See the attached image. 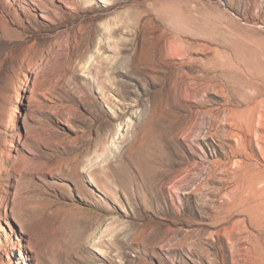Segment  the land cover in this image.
<instances>
[{"label":"rangeland","instance_id":"rangeland-1","mask_svg":"<svg viewBox=\"0 0 264 264\" xmlns=\"http://www.w3.org/2000/svg\"><path fill=\"white\" fill-rule=\"evenodd\" d=\"M101 1L0 0V264H264V0Z\"/></svg>","mask_w":264,"mask_h":264},{"label":"bare ground","instance_id":"bare-ground-1","mask_svg":"<svg viewBox=\"0 0 264 264\" xmlns=\"http://www.w3.org/2000/svg\"><path fill=\"white\" fill-rule=\"evenodd\" d=\"M101 1V0H100ZM102 3H105V2H103V1H101ZM183 97L184 98H188L189 96L187 95H183ZM157 103H160V102H157ZM166 104H167V106H168V110H167V112H166V114H165V121L163 122V120H162V122L163 123H165V126H163L162 128L163 129H161V131L160 132H158V133H160V136L156 139L155 138V141H158V144H157V148H159L160 150H161V152H154L153 150H152V152H153V154L154 155H156V157H157V160L159 161V163H158V165H159V167L161 168V169H157V171L155 172V175H154V177L156 178V180L157 181H159V183L160 182H162V185H166V184H173V178H174V175L176 174V170H180V171H182V172H184V171H186V172H188L189 171V169H188V167H186V168H184V169H180V166H182L184 163H183V161H181V159L179 158V154H178V149H179V147H180V145L182 144V141H184L185 139H187V137L188 136H185V138H183V139H178V137L176 136V134H177V132H178V130H181V128L183 127V125H184V122H179L178 121V119H177V113H178V110H183V111H187V109H185V107L184 106H182V103H180L178 100H173V99H167V102H166ZM154 107V106H153ZM156 108H158V106L156 107ZM156 108H155V110H156ZM159 117H160V115H159ZM164 117V116H163ZM162 118V117H161ZM175 119V120H174ZM161 120V119H160ZM161 122V123H162ZM159 125H160V123L159 122H157ZM158 125V126H159ZM157 126V127H158ZM156 129V128H155ZM157 131H159V130H157ZM155 148V147H154ZM166 152V154L168 155V157H164V153ZM149 161V160H148ZM150 162V161H149ZM148 165V164H147ZM163 167L164 168H166V169H163ZM153 168V167H152ZM154 169H156L155 167H154ZM204 169H202L201 171H203ZM200 171V172H201ZM251 174V173H250ZM253 174H256V173H253ZM207 175L209 176V171L207 172ZM233 175H236V172H233ZM255 176V175H254ZM257 176H258V173H257ZM256 176V177H257ZM263 176V175H262ZM186 177H189V175L187 174L186 175ZM247 177V176H246ZM249 177V176H248ZM247 177V178H248ZM259 177V176H258ZM236 178V177H235ZM234 178V179H235ZM250 178H251V176H250ZM212 179V178H211ZM243 179V178H242ZM247 180V179H246ZM219 181V180H218ZM225 181H227V180H225ZM225 181H223V182H225ZM241 181H243V180H241ZM237 182V181H236ZM239 182V181H238ZM237 182V183H238ZM247 182V181H246ZM254 182L256 183V181L255 180H253V178H252V180L249 182V184L247 185L246 184V187H244V191H246V190H251L252 189V187H255L256 185L254 184ZM263 182V181H262ZM226 183V182H225ZM219 185H221V186H223L222 185V182H220L219 181V183H218ZM242 184V183H241ZM241 184H238V185H241ZM257 184H258V182H257ZM264 184V183H263ZM167 186V185H166ZM176 186V185H175ZM174 186V184H173V187L172 188H174L175 187ZM264 186V185H263ZM157 187V186H156ZM218 188H219V186H217ZM241 187V186H240ZM258 187V186H257ZM256 187V188H257ZM166 188V187H165ZM221 188V187H220ZM256 188L255 189H253V190H256ZM163 189V188H162ZM176 189V188H175ZM235 188L233 187V190H234ZM258 189H261V188H258ZM257 189V190H258ZM171 191V190H170ZM220 191H221V189H220ZM239 191H240V188H239ZM252 191V190H251ZM167 192H168V189H167ZM258 192V191H257ZM248 193V192H247ZM251 193V192H250ZM235 194V193H234ZM239 194V193H238ZM252 194V193H251ZM256 193L253 191V195H255ZM235 195H237V194H235ZM235 195H233V196H235ZM240 196L242 195L241 194V192H240V194H239ZM244 195V194H243ZM246 195V194H245ZM248 196H249V194H247ZM253 195H250L251 197H253ZM249 196V197H250ZM239 197V196H238ZM238 197H237V199H238ZM259 197H261V196H259ZM257 198V197H256ZM262 198H264V197H262ZM232 199H234V198H232ZM235 199H236V197H235ZM244 199V198H243ZM242 199V200H243ZM247 199V197L243 200V202L245 201ZM229 200V199H228ZM227 200V201H228ZM239 200V199H238ZM241 200V201H242ZM260 200V199H259ZM262 200V199H261ZM231 201H233V200H231ZM235 202L237 201V200H234ZM234 201H233V203H234ZM241 201H237V203L239 204ZM254 201V200H253ZM256 201V200H255ZM263 201V200H262ZM230 202V201H229ZM226 203V202H225ZM260 203H261V201H260ZM240 204H242V202L240 203ZM252 204V203H251ZM259 204V203H258ZM258 204H257V206H258ZM264 204V203H263ZM227 205V204H226ZM230 205V204H229ZM250 205V204H249ZM220 206V205H219ZM237 206H239V205H237ZM262 206V205H261ZM236 206H234V208H235ZM242 207V205L240 206V208ZM246 207V206H245ZM255 207V206H254ZM221 208V207H220ZM226 208V207H225ZM244 208V207H243ZM243 208L242 209H239V212L240 211H242L243 210ZM250 208H252V207H250L249 206V211H250ZM259 208V207H258ZM216 209H218V208H216ZM224 209V208H223ZM245 209V208H244ZM260 209H262V207L260 208ZM218 210H220V209H218ZM226 210H227V208H226ZM237 210V209H236ZM235 210V211H236ZM256 211H258L257 209H255ZM222 211V210H221ZM234 211V212H235ZM248 211V210H247ZM247 211H245V212H247ZM255 211V213L257 214V212ZM259 211H261L262 212V214H263V211L262 210H259ZM251 212V211H250ZM233 213V212H232ZM221 214V213H220ZM248 214V213H247ZM259 215H261L260 213H259ZM258 215V216H259ZM172 216V215H171ZM249 216H251V218L253 219V221H254V223L256 224H264V215H263V218L261 217V216H259V217H257V215H255L254 213L253 214H251V215H249ZM182 217V214L180 213V215H173V218L175 219H172V220H170L171 221V224L173 225V226H175V228L174 229H168L167 231H165V232H163L162 231V233H160V234H158V235H155V236H153L152 235V233L150 234L149 233V235H147L146 236V238H148V239H150V241L153 239V241H154V243L155 244H159V245H162V246H166V247H168V248H170L171 250L172 249H174V248H176V247H178V246H180L181 245V242L179 243V242H177V240L178 239H176V237L178 236V234L179 235H181V237H182V239L184 240V241H187V240H189L190 238H191V233L190 232H183V230L182 229H180L179 227H177V222H176V220H177V218H181ZM228 217H230V216H228ZM261 217V218H260ZM169 218H171V217H169ZM247 219H248V216H247ZM169 221V222H170ZM233 221V220H232ZM259 221H260V223H259ZM261 221H263V222H261ZM237 222V221H236ZM236 222H234V223H236ZM186 223H188V222H186ZM240 223V222H239ZM180 224V223H179ZM249 224H250V222H249ZM234 225V224H233ZM250 225H252V224H250ZM225 226V225H224ZM253 226V225H252ZM258 226V225H257ZM257 226H253V227H257ZM261 226V225H260ZM264 227V226H263ZM261 228H262V226H261ZM167 229V228H166ZM259 229V228H258ZM257 229V230H258ZM146 230H147V228H146ZM161 230V229H160ZM256 230V231H257ZM240 231V230H239ZM260 229H259V233H260ZM264 231V230H263ZM149 232H150V230H149ZM155 232H157V231H155ZM159 232V231H158ZM157 232V233H158ZM248 232V231H247ZM247 232H245V233H247ZM148 233V232H147ZM154 233V232H153ZM239 233V232H238ZM244 233V234H245ZM257 233V232H256ZM146 234V233H145ZM155 234V233H154ZM236 234V233H235ZM248 234V233H247ZM250 234H252V233H250ZM246 235V234H245ZM253 235V234H252ZM251 235V236H252ZM264 235V234H263ZM236 236V235H235ZM242 236V235H241ZM247 236V235H246ZM250 236V235H249ZM259 236H260V234H259ZM258 236V237H259ZM155 237V238H154ZM238 237H239V235H238ZM255 237H256V235H255ZM262 238H264V237H262ZM181 239V240H182ZM237 239H239V238H237ZM264 240V239H263ZM239 241V240H238ZM197 246V245H196ZM180 248V247H179ZM250 248V247H249ZM250 249H252V248H250ZM254 251V250H253ZM252 251V252H253ZM248 254V253H247ZM250 254V253H249ZM252 255H253V253H252ZM250 257V256H249ZM254 257V256H253Z\"/></svg>","mask_w":264,"mask_h":264}]
</instances>
